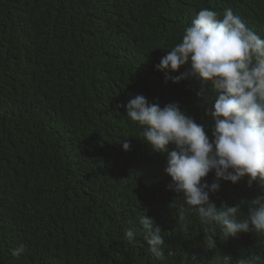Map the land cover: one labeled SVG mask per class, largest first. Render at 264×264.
Wrapping results in <instances>:
<instances>
[{
	"label": "trees",
	"instance_id": "obj_1",
	"mask_svg": "<svg viewBox=\"0 0 264 264\" xmlns=\"http://www.w3.org/2000/svg\"><path fill=\"white\" fill-rule=\"evenodd\" d=\"M204 7L231 8L264 36V0H0V264H264V235L224 240L202 225L170 187L166 154L126 116L143 94L179 103L211 136L200 81L166 82L154 67ZM257 194L245 177L210 200L243 217ZM143 211L162 230V259L124 238Z\"/></svg>",
	"mask_w": 264,
	"mask_h": 264
},
{
	"label": "clouds",
	"instance_id": "obj_2",
	"mask_svg": "<svg viewBox=\"0 0 264 264\" xmlns=\"http://www.w3.org/2000/svg\"><path fill=\"white\" fill-rule=\"evenodd\" d=\"M164 49L166 54L154 67L165 81L198 80V102L214 101L206 108L213 121L211 136L177 102L161 107L136 94L125 106L126 116L140 128L138 136L153 151L166 154L170 187L182 193L184 205L202 225L213 233L218 230L224 240L241 232L264 235V194L245 202L243 217L238 216L240 205L222 203L218 208L210 200V194L220 190L221 181L236 184L247 177L250 188L255 183L264 189V36L231 8L221 15L204 7L184 27L180 42ZM182 67L185 70L180 72ZM175 72L179 74L171 75ZM208 82L210 91L205 87ZM122 148L130 150V143L123 141ZM210 172H214L213 182L202 183ZM185 219L181 210L178 220ZM136 223L139 229L135 225L125 228L124 238L130 242L141 236L148 251L162 259L165 241L154 218L143 211ZM22 251L17 250L18 254ZM259 259L250 256L239 264H257Z\"/></svg>",
	"mask_w": 264,
	"mask_h": 264
},
{
	"label": "bare ground",
	"instance_id": "obj_3",
	"mask_svg": "<svg viewBox=\"0 0 264 264\" xmlns=\"http://www.w3.org/2000/svg\"><path fill=\"white\" fill-rule=\"evenodd\" d=\"M71 149V148H70ZM113 160V159H112ZM109 168V167H108Z\"/></svg>",
	"mask_w": 264,
	"mask_h": 264
}]
</instances>
